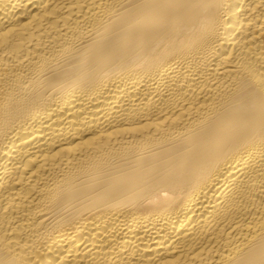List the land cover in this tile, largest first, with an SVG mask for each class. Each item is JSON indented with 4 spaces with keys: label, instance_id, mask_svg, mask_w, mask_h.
Returning <instances> with one entry per match:
<instances>
[{
    "label": "bare ground",
    "instance_id": "bare-ground-1",
    "mask_svg": "<svg viewBox=\"0 0 264 264\" xmlns=\"http://www.w3.org/2000/svg\"><path fill=\"white\" fill-rule=\"evenodd\" d=\"M0 264H264V0H0Z\"/></svg>",
    "mask_w": 264,
    "mask_h": 264
}]
</instances>
